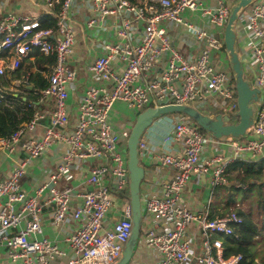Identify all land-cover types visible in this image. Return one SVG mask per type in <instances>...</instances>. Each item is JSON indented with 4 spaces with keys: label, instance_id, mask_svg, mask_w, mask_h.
<instances>
[{
    "label": "built area",
    "instance_id": "obj_1",
    "mask_svg": "<svg viewBox=\"0 0 264 264\" xmlns=\"http://www.w3.org/2000/svg\"><path fill=\"white\" fill-rule=\"evenodd\" d=\"M30 1L42 7L44 16L53 17L55 27L44 28L41 19L31 15L4 13L0 0V76L10 77L36 53L54 56L55 65L46 73L48 87L36 94L38 111L31 122L0 138V163L11 159L0 180V248L6 250V264H117L132 235L133 209L128 166L132 128L113 120L116 105L141 112L149 107L201 106L210 117L229 115L231 123H238L235 75L219 35L239 2L219 0L212 7L209 0ZM76 1L87 15L86 30L101 32L112 17L117 22L112 37L91 56L88 71L94 84L85 89L72 122L68 88L79 85V71L71 64L78 37L71 18ZM189 13L206 20L210 28L194 23ZM237 30L250 39L249 49L239 53L246 59V79L262 94L264 0H254L249 12L238 14ZM28 78L15 80L10 90L20 92L29 86ZM5 99L0 92V101ZM44 107L49 111H41ZM220 110L233 112L236 120ZM46 117L49 125L43 134L28 136ZM55 143L63 148L60 160L43 184L28 193L22 180L29 162ZM211 143L230 148L233 155L215 154L202 161ZM138 150L141 162L153 158L158 166L155 171L145 168L140 241L159 255V264H246L242 254L226 255L225 245L244 223L241 204L212 217L210 200L198 213L186 191L201 176L211 190L230 188L228 169L234 161L264 157V102L243 138L218 139L194 121L178 119L161 146L151 148L143 136ZM85 161L99 164L89 167L82 185L61 186L63 181L71 183L72 170ZM163 168L172 173L158 183L161 195H155L151 186L163 176ZM49 208L54 226H71L68 253L48 238L35 237L42 232V211ZM116 208L117 219L108 224Z\"/></svg>",
    "mask_w": 264,
    "mask_h": 264
},
{
    "label": "crops",
    "instance_id": "obj_2",
    "mask_svg": "<svg viewBox=\"0 0 264 264\" xmlns=\"http://www.w3.org/2000/svg\"><path fill=\"white\" fill-rule=\"evenodd\" d=\"M219 0H209V4L212 7H215L217 5ZM241 0H238L240 3ZM80 3L78 1L74 2L71 18H72V24L74 28L78 31V37H77V43L75 45V53L71 58V64L73 67L77 68L79 71L78 76V84H73L71 87L68 88L69 91V100H68V106L71 109L72 114L75 115L76 107L81 102V99L84 95L85 89L89 85L94 84V79H92L89 71H88V65L90 64L95 52H99V45L101 42H104L105 40H109V38L112 37L111 27L117 22V18L112 17L108 22L107 25H105L103 31H89L85 28V22L87 19V15L85 12L80 11L79 7ZM2 9L4 13H14L18 15H31L34 17H37L39 19H43L44 12L42 7L36 6L34 3H32L30 0H2ZM251 9V5L248 6L245 11L249 12ZM188 18L191 19L194 23H196L199 26L210 28L209 23H207L206 20L200 19L198 15L189 13ZM220 37V35H219ZM94 43L93 46H90L88 44V39ZM249 37L242 31L237 30V43H238V52L243 53L244 51L249 49ZM189 43V42H188ZM39 53H36L33 57L34 59L27 60L25 63L29 64L32 63L33 67L31 68V72L33 74L39 72V67L37 65V55ZM42 55V54H41ZM45 56V55H43ZM242 64L244 67H246V59H242ZM24 63V64H25ZM1 77V76H0ZM261 100L259 103L256 104V112L260 109L262 103L264 102V89L262 90L261 94ZM120 109L116 108V113L114 115L113 120L121 121L123 126L131 127L133 128V124H131V121H126L125 118H123L122 110H125V104L124 103H118ZM41 111H49L45 107L41 109ZM175 121H171L169 119L161 120L159 123L155 124L154 127H151L146 131L144 137L148 140L149 145L151 148H155L162 145V138L168 135L174 128ZM74 122V121H73ZM49 125V118L46 117V119H42L39 123V126L35 129L33 133L28 134L32 136H40L43 134L45 128ZM63 153V148L59 147L56 143L53 144L49 149H47L44 154L36 159H33L29 162L27 173L24 179L22 180L23 188L28 192H33L37 187L41 186L44 182L45 177L48 175V173L52 172L58 161L60 160ZM215 154H224L227 156L233 155L232 150L230 148H224L220 145V143H211L208 145V148L204 151L202 156V161L207 159L208 157H211ZM143 162H141V165L146 168V170L149 171H155L158 169V166L154 163L153 158H147L143 159ZM237 161H234L235 163ZM251 162V161H248ZM264 162V157H260L257 162H252L256 164H261ZM11 163V159H6L3 163H0V180L4 178V176L8 173V167ZM232 163V164H233ZM96 164H99V162H91V161H85L83 164L76 170V167L72 170L71 183L69 181H63L61 183V186L64 185H82L81 182L85 181L89 167L94 166ZM230 169V167H229ZM228 169V175L230 180V188H217L216 190H211L208 186V180L206 176H201L199 178H194L192 183L189 184L187 189V196L189 197L191 201V205L193 207V210L200 213L203 212L207 208L208 201L210 200V205L208 206V212L209 215L219 216L222 215V213L225 212V210L228 208L232 196H235V191L233 188H236V185L239 182L231 180V177H233V173L229 171ZM160 173L163 174V176L156 177L154 182L151 186V191L155 195H161V189L158 183L166 180L172 171L170 169L163 168ZM245 185V184H244ZM246 187V185H245ZM130 191V190H129ZM231 196V197H230ZM237 197V196H236ZM238 202V201H237ZM239 203V202H238ZM241 204V203H240ZM235 205V204H234ZM234 205H231L234 206ZM242 206V205H241ZM117 208H120V204L117 203ZM117 208L112 211L107 219V223L111 224L115 222L117 219ZM52 208L44 209L42 211V232L36 235L35 237L37 239H43L48 238L53 243H55L62 251L68 253L69 247L67 238L70 234V225H64L56 227L53 225V216L51 214ZM25 226V223H23L22 227ZM199 244V241H197ZM6 250L4 248H0V264H6ZM130 264H159V255L154 253L151 248L147 247L143 242L140 241L138 243L135 254L133 256V259ZM191 264H196L194 260H192Z\"/></svg>",
    "mask_w": 264,
    "mask_h": 264
},
{
    "label": "trees",
    "instance_id": "obj_3",
    "mask_svg": "<svg viewBox=\"0 0 264 264\" xmlns=\"http://www.w3.org/2000/svg\"><path fill=\"white\" fill-rule=\"evenodd\" d=\"M41 21L44 28H53L56 24L51 16H44ZM36 59L39 67L37 73L31 72L32 63H25L10 77H0V92L6 96L5 100L0 101V138L17 132L31 122L38 111L39 97L36 94L48 87L46 73L55 65V57L38 54ZM27 76L32 90L27 86L20 92L10 90L15 80H22ZM229 171L233 173L231 180L245 184L246 187L233 188L235 196H230L229 206L222 215L238 200L241 204H248L250 210H239L244 223L237 227L234 236L225 240L226 255L242 254L246 264H264V162L256 164L237 161L230 166Z\"/></svg>",
    "mask_w": 264,
    "mask_h": 264
},
{
    "label": "water",
    "instance_id": "obj_4",
    "mask_svg": "<svg viewBox=\"0 0 264 264\" xmlns=\"http://www.w3.org/2000/svg\"><path fill=\"white\" fill-rule=\"evenodd\" d=\"M253 1L254 0H241L234 8L225 31L220 34V38L225 43L229 63L235 75L239 122L231 123L232 119L229 115L210 117L201 113L194 107L169 105L158 108L149 107L139 114L136 123L133 125L128 140V166L130 173L131 204L133 209V230L123 253V257L117 264L131 263L137 245L141 239L143 219L141 187L145 179L146 171L144 166L141 165L138 146L146 131L154 125L156 120L170 113H183L190 117L201 129L211 133L218 139L243 138L253 125L256 114L253 104L259 103L261 90L252 87L246 79L244 66L238 52L237 33L235 31V23L237 22L238 14L250 6ZM27 88L29 90L33 89L32 86H27ZM121 220L129 221V219L125 217H121Z\"/></svg>",
    "mask_w": 264,
    "mask_h": 264
},
{
    "label": "rangeland",
    "instance_id": "obj_5",
    "mask_svg": "<svg viewBox=\"0 0 264 264\" xmlns=\"http://www.w3.org/2000/svg\"><path fill=\"white\" fill-rule=\"evenodd\" d=\"M88 44L90 46L94 45V43L90 40V38L88 39ZM119 106H121V105L117 104L116 108L120 109ZM125 107H126V108H124L125 110H122L123 118H125L126 121H131V124L134 125L136 123V120H137L139 114L141 113V111H138V110L136 111V109H131L126 104H125ZM253 108L256 110V108H257L256 104H253ZM197 109L201 113L206 114L204 107L198 106ZM220 112H229L233 116L234 121L236 120V117H235L233 112H230L228 110H225V111L224 110H220ZM71 119H72V122L73 121L75 122L76 118H75L74 114H72ZM164 119H169L171 121H175V120H178V119H188L189 121L190 120L193 121L190 117H188L187 115H185L183 113H170V114L163 115L160 118H158L156 120V122L154 123V125L159 123L161 120H164ZM154 125L152 127H154ZM238 202L241 203L239 200H238ZM241 205H242V209L245 212H248L250 210V207H249L248 204L245 203V204H241ZM142 208L143 209L145 208V203L144 204L142 203ZM227 212H229V210ZM142 228H143V225H142Z\"/></svg>",
    "mask_w": 264,
    "mask_h": 264
}]
</instances>
